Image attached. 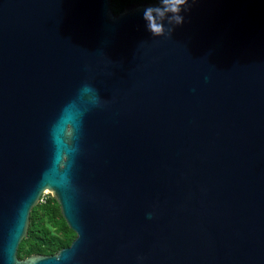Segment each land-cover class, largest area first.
I'll list each match as a JSON object with an SVG mask.
<instances>
[{"label":"water","instance_id":"1","mask_svg":"<svg viewBox=\"0 0 264 264\" xmlns=\"http://www.w3.org/2000/svg\"><path fill=\"white\" fill-rule=\"evenodd\" d=\"M149 4L0 0V264H264V0ZM45 193L76 238L20 259Z\"/></svg>","mask_w":264,"mask_h":264},{"label":"trees","instance_id":"2","mask_svg":"<svg viewBox=\"0 0 264 264\" xmlns=\"http://www.w3.org/2000/svg\"><path fill=\"white\" fill-rule=\"evenodd\" d=\"M143 3H155V0H110L115 15L130 5ZM75 238L76 234L63 218L59 204L47 196L31 211L28 236L20 243L18 256L26 259L32 255H53L69 247Z\"/></svg>","mask_w":264,"mask_h":264},{"label":"clouds","instance_id":"3","mask_svg":"<svg viewBox=\"0 0 264 264\" xmlns=\"http://www.w3.org/2000/svg\"><path fill=\"white\" fill-rule=\"evenodd\" d=\"M198 0H155L144 8L142 19L145 30L155 38L171 36L177 26L184 22L182 13L189 10ZM154 217V212L147 214L148 219Z\"/></svg>","mask_w":264,"mask_h":264},{"label":"rangeland","instance_id":"4","mask_svg":"<svg viewBox=\"0 0 264 264\" xmlns=\"http://www.w3.org/2000/svg\"><path fill=\"white\" fill-rule=\"evenodd\" d=\"M47 193L43 194L40 199V203H43L47 199Z\"/></svg>","mask_w":264,"mask_h":264}]
</instances>
